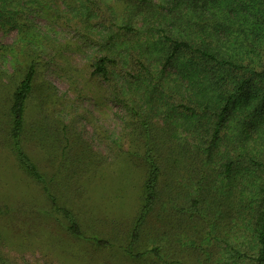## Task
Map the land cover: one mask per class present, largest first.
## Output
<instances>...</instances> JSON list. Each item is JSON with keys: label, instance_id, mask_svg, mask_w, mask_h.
Returning a JSON list of instances; mask_svg holds the SVG:
<instances>
[{"label": "rangeland", "instance_id": "rangeland-1", "mask_svg": "<svg viewBox=\"0 0 264 264\" xmlns=\"http://www.w3.org/2000/svg\"><path fill=\"white\" fill-rule=\"evenodd\" d=\"M84 1L0 0V264H253L255 239L248 219L249 206H255L257 196L250 203L239 202V191L248 187H243L247 180L257 183L264 173L243 170L228 178L222 165L230 153L224 145L205 164L191 163L193 151L186 160L174 148L177 162L168 189L148 215L147 236L136 245V251L144 254L135 258L124 252L121 231L126 220L133 221L137 215L146 172L141 160L143 143L137 138L139 116L148 115L151 122L173 128L172 137L194 151L196 146L210 151L206 139L210 131L199 126V115L189 116L175 99L196 106L198 95L210 100L218 91L233 89L247 74L215 61L195 59L202 70L194 76L196 82H188L191 78L183 72L187 57L169 58L171 42L164 37L163 24L169 18L167 1L150 0L152 4L136 15L130 12L128 0H93L102 8L96 14L84 8ZM260 6L252 0L198 2L191 18L199 30L191 37L205 36L209 41L206 32L223 26L232 31L224 46L238 41L234 45L237 63L260 69L264 62V20L256 15ZM230 8L234 14L227 19L224 13ZM86 13L89 24L83 35L75 27ZM128 21L137 28L132 41L123 34H112V29H121ZM106 45L118 51V66L122 67L114 70L120 84L117 97L90 65L92 57L105 55ZM131 52L146 56V68L136 74L125 61ZM31 62L36 73L27 101L23 148L54 185L61 203L83 214L93 210L96 216L122 219L121 226L112 231L118 241L98 246L64 237V227L57 222V227L52 225L57 215L41 185L17 161L9 136V105L15 84ZM252 84L256 89L258 84ZM35 119L55 124L57 134L43 133L45 125L41 132L31 129L28 123ZM255 126L257 131L246 138L248 147L243 145L240 151L249 149L260 159L257 152L264 150V142L259 133L264 124L255 121ZM234 128L228 131L230 139L241 129L239 125ZM63 130L71 135H64ZM82 148L94 156L88 172L91 181L85 183L91 187L88 198L76 192L77 173L72 171L78 162L74 154ZM165 176L160 184L167 180ZM199 176L205 177L197 189L200 212L190 216V199ZM93 231L86 233L98 235ZM152 245L160 246L159 256L150 251Z\"/></svg>", "mask_w": 264, "mask_h": 264}, {"label": "trees", "instance_id": "trees-1", "mask_svg": "<svg viewBox=\"0 0 264 264\" xmlns=\"http://www.w3.org/2000/svg\"><path fill=\"white\" fill-rule=\"evenodd\" d=\"M130 4V12L134 15L139 9L145 8L148 4H152L150 0H128ZM167 1V7L169 8V18H164V28L167 35L164 37L167 41L171 42V53L169 55L172 58L178 57L179 55L186 56L184 62L183 72L187 74V79L196 82V76L198 71L202 70L199 62L195 59H204L207 61H215L221 66L228 69H233L247 74V78H239L236 86L233 89H223L218 91L217 94L210 96V100L204 99L202 95L197 96L196 106H190L185 104L180 99L179 105L184 108L185 112H189V116L197 117L199 126L203 128L205 126L210 135L206 139L210 140L207 148L210 151H205L201 146H196L195 151L190 148L191 146L186 142L175 140L171 131L173 128H166L168 125H157L149 120L148 115L139 116L138 124L136 128L139 130L140 136L143 143V150L141 153V160L146 167L145 175L142 179V192L143 198L142 203L139 207L137 215L133 221L126 220V224L121 231L124 252L129 254L131 257H140L144 252L138 250L137 244H141L147 234H144L145 226L148 225L147 218L150 212H152L161 199L162 194L167 188L168 182H170L174 168V163L177 162V157L173 155L174 148L177 147V151L180 152L185 159H191L192 161L200 164H205V161L209 160L210 154H213L220 146L224 145L228 155L227 160L222 165L223 172L228 178H235L236 174H242L241 171L246 170L249 173L255 171L264 173V150L260 149L257 154L260 155V159L255 158L251 150H246L245 153L240 151L241 146L246 145V138L251 135V131H257L255 121H259L264 124V62L260 69L247 68L245 63H237L238 55L234 53V45L236 42H230L227 46H224V41L228 38V35H232V31H228L223 26L212 28L211 31L206 32L210 38L209 41L205 36L199 37L198 39L192 38L195 33L199 30V25L192 21L191 15H194L193 8L196 7V3H206V0H163ZM253 3L262 5L257 8L256 15L263 18L264 20V0H252ZM144 5H143V4ZM159 7H163L159 3ZM84 8H91L93 12L100 13V4L98 1L85 0ZM152 8V5H151ZM97 9V10H95ZM234 9H228L225 12L227 19L234 14ZM88 12V11H87ZM173 12V15L171 14ZM80 23L75 27V30H79V34L84 35L87 25L89 24V16L87 15ZM193 23V24H192ZM132 21H128L120 27L121 29H112V34H123L128 41H132L134 34L137 33V28L133 25ZM202 29V27H201ZM204 31V29H202ZM86 32V31H85ZM116 32V33H115ZM214 42V44H213ZM105 49V55L100 57H92L90 65L93 67V72L101 75L105 79L112 93V96L117 97L119 90V83L117 76H115V69L120 68L118 66L119 54L118 51L111 47ZM69 49V46H66ZM140 55V57H139ZM142 58V59H141ZM128 70H134L136 74L140 68H146L144 61L146 56L144 54H138L131 52L128 57L125 58ZM191 64V65H190ZM25 70L21 80L18 84H15L13 92L11 94V102L9 105V119L10 129L9 136L11 142V148L17 158V161L21 169L31 178H33L42 187V190L47 198L50 207L57 215L55 222H52L54 227H57V223L64 227V237L72 238V240H89L93 244L98 246H105L110 244L112 241H118L112 231L121 226L122 219L109 220L106 215L103 217L96 216L87 211L85 214L80 209L70 208L65 204L61 203L58 199L56 192L54 191V185H50L45 175L38 169L28 154L25 152L22 145V137L27 130V101L32 95L34 89V78L36 69L34 64L31 62ZM224 80V79H223ZM252 83L258 84L256 89ZM187 116V115H186ZM204 118L206 120H204ZM236 121L235 122H233ZM29 127L35 129L36 132H41L45 125L44 119H35L29 121ZM235 125H239L240 132L238 136L229 138L228 131L234 130ZM227 129V130H226ZM43 133L57 134V126L52 122H47ZM132 132H135V127L132 128ZM68 131L63 130V134L66 135ZM71 133H68V135ZM74 137V135H73ZM259 137L264 142V130L259 133ZM206 139L204 141H206ZM256 141V139L254 138ZM74 143V142H73ZM258 143H256L257 145ZM200 145V144H199ZM259 145V144H258ZM193 151V152H192ZM192 152L191 157L187 155ZM208 152V153H207ZM204 154V155H203ZM77 159L76 166L72 167V171L76 175V192L78 191L79 197L81 193L83 197H90L91 187L90 184H85L87 181H91V175L88 174L91 170L92 163L94 162V156L91 154L88 148H82L76 155ZM246 159V160H245ZM195 160V161H194ZM247 163L244 165V163ZM167 177H166V176ZM167 179L164 184H160L162 177ZM263 177V178H262ZM204 176H199L196 180V188L194 191V197L190 199V216H194V213L199 211V200L198 188L204 182ZM230 179V180H231ZM250 181V180H249ZM247 180L243 187L248 186L246 189L243 188L239 191L240 199L239 202L248 201L253 197L257 196L255 206H249L248 221L252 222L253 234L255 239V253L252 257L253 264H264V174L260 177L257 183H249ZM252 186V187H251ZM197 192V193H196ZM198 194V195H197ZM250 203V202H249ZM57 222V223H56ZM89 230H95L98 235H89ZM120 235V234H119ZM150 251L155 255L159 256L160 246L152 245Z\"/></svg>", "mask_w": 264, "mask_h": 264}]
</instances>
